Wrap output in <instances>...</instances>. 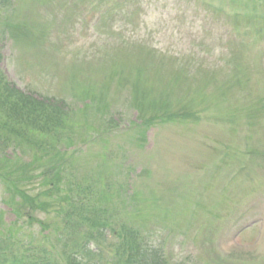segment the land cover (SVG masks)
I'll return each mask as SVG.
<instances>
[{"label":"trees","instance_id":"obj_1","mask_svg":"<svg viewBox=\"0 0 264 264\" xmlns=\"http://www.w3.org/2000/svg\"><path fill=\"white\" fill-rule=\"evenodd\" d=\"M226 1L231 3L232 16L235 12H241V15L234 16V32L255 28L263 43L264 31L258 28V23L264 18V0H198L206 7H215L217 3L224 5ZM126 2L139 5L141 0ZM258 5L262 6L263 11L257 9ZM104 14L105 18L109 17L108 12ZM148 51L153 50L139 46V55L147 53L136 66L133 81L126 77L124 68L116 62L108 70L110 79L117 80L116 88L119 90L127 87V78L131 80L127 92L144 126H150L159 116L171 119L170 122L187 123L195 116L194 108L205 96L203 91L195 89L178 100L175 95L182 90L179 87H206L222 75L235 84L244 77L247 69L241 61L220 63L221 59H217L214 69L204 71L203 80L189 85L187 79L190 74L185 69H173L168 76L159 77L162 68L157 69L158 73L153 72L151 53ZM227 53L236 59H244V52L240 50L230 51L227 48ZM144 75L149 76L144 78ZM0 82L2 85L1 72ZM4 86L5 90L0 89V142L18 152L15 157L0 155V181L6 188L5 203L16 218L8 225L1 219L0 264H52L58 258L64 261V253L58 255L61 232L65 228L97 222L96 217L100 216L96 208L97 196L90 188L101 181L102 198L107 200L113 197V191L108 192L112 184H105L110 174L116 175V167L103 168L102 163H98L99 166L91 165L87 155L77 152L75 147L83 144L88 145L91 151L89 156L94 154V147L88 143L98 137L89 138L92 136L88 134L90 127L87 119L74 124L62 107L48 105L45 98L38 99L19 89ZM112 88L101 87L99 98L92 90L83 95L84 99L90 100L87 103L89 107L101 113V124L109 130L116 127V121L111 120L109 104L104 101ZM103 151L97 152L93 159L97 158V162L107 161L105 158L108 155ZM155 204L159 220L168 221L166 217L170 208H162L158 200H155ZM163 211H166L164 217ZM41 213L45 217L39 219L37 215ZM53 213L59 226L52 220ZM26 222L31 225L25 227ZM36 223L40 229H36ZM118 255L124 259L119 264H164L155 254L139 255L124 246L118 247Z\"/></svg>","mask_w":264,"mask_h":264},{"label":"rangeland","instance_id":"obj_2","mask_svg":"<svg viewBox=\"0 0 264 264\" xmlns=\"http://www.w3.org/2000/svg\"><path fill=\"white\" fill-rule=\"evenodd\" d=\"M100 0H95V5L88 4L87 0H50L49 3L39 2V7L34 13H31L25 5L17 8L2 7L5 10L16 12L20 19L33 18L37 16L41 22L46 23L47 30L44 35L42 32L37 37V45L32 46L29 44L12 43L7 40L2 46V67L6 70L4 74L14 79L15 83L26 90L41 91L48 93H57L63 90L65 102L72 106V95L68 89L67 78L73 71H77L78 76L101 74V50L106 55H111L115 51V47L121 41L117 34H112L111 40L101 43V19L96 18L95 15L91 16V11L99 13L101 5L98 3ZM159 13L153 8L151 11V20L158 19ZM137 38L134 40L142 39V32L138 28L132 30ZM98 35L97 37L93 34ZM128 33V32H127ZM126 34V33H125ZM158 50H168L167 56L162 61V72L160 77L169 75L173 69H185L190 77L187 83L190 85L199 80H203V73L211 66H215V59L217 58L216 52L202 54L200 62L205 64L201 68H196L193 65L184 61L179 54L175 45H171L173 49H168L165 45L161 44L156 46L154 42H150ZM132 47V46H131ZM132 50L125 54L123 57L125 65H129L133 58ZM260 55L259 47H248L246 60L251 62L258 61ZM222 61L225 63L228 59ZM141 60L140 58L138 61ZM231 61L236 59L230 58ZM248 64V63H247ZM250 65V64H249ZM260 65V69L253 76V81L244 87H223L222 82L227 76H220L218 81L211 84L214 87H179L184 92L186 89L191 88L206 89L211 95L213 100L218 103H226L233 106H243L247 103L252 105H259L264 101V65L256 64L254 67ZM32 78H31V77ZM249 77L252 75H248ZM213 103V102H212ZM214 104V103H213ZM130 117V114L127 113ZM72 117H82L76 111L72 113ZM91 122H96V117L91 116ZM243 132L238 134V140H250V145H257L264 148V121L261 123L253 124L251 126L245 125ZM131 132V131H127ZM126 133V132H123ZM219 137L228 140L233 137L229 136L227 130L220 128L216 129ZM169 137H177L174 132L169 133ZM234 144H238L233 141ZM109 145L105 137L102 144L95 145L94 150L99 151ZM154 142L151 140L145 143L143 148H136L134 151H124L117 145H113V153L116 158L128 157V163H117L120 169H126L129 165L131 167H141L148 153L152 149ZM253 148V147H250ZM156 153L155 149L152 150ZM131 153V154H130ZM114 160H109L107 164L113 165ZM150 162L156 161L155 159L148 160ZM263 163L258 159L252 160L248 158L245 161L246 169L244 173H240L241 165L234 168H228L225 165L218 164L213 166L217 171H225L227 177L217 176L210 182L208 171L199 172L197 175L193 174L190 177L189 183L193 187V197L195 203L200 199L202 193L209 183L212 184V192L207 198H211L216 203L214 213L221 215L225 222L216 224L210 222L213 220V215L200 214L194 218L192 213H184L182 209L174 210L172 219L176 226L167 234V236L178 237L181 234V229L178 226L179 222H184L189 225L188 232L191 237H196L197 234L206 233L212 241H218L216 245L220 251L218 255L225 259L226 264H264V253L258 252L254 241L259 237H264V167L259 168V164ZM139 177L135 180L138 181ZM139 181L138 186L143 191H150L154 187L157 188L155 180L147 182ZM145 183H149L148 185ZM168 176L166 175V182L164 191L169 201L176 202L173 195L170 194ZM4 190L0 186V212L5 209L3 202ZM230 196V197H229ZM120 212L119 216L123 221L128 220V212L124 206L117 209ZM7 218V217H5ZM147 220V219H145ZM155 217H151L147 225L151 224ZM249 223H254V226L246 229L239 235H236L238 230L246 227ZM144 225V224H143ZM153 224L146 227L144 235H150L152 241L156 242L159 239H164L165 235H159L155 232ZM150 229V231H148ZM174 250L167 247L165 242V255ZM190 248L184 249V256H191L196 258L200 251L196 250L195 254L190 255L187 251ZM183 253V252H182ZM211 249H206L202 255L206 260L213 257ZM175 254H177L175 252ZM210 254V256H209ZM183 255H179V258ZM178 258V255L172 259ZM92 264H101V262L94 258Z\"/></svg>","mask_w":264,"mask_h":264}]
</instances>
